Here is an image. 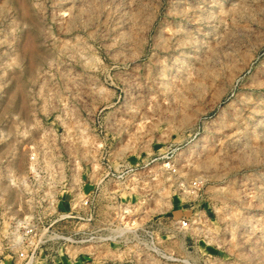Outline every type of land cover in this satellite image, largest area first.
Listing matches in <instances>:
<instances>
[{
    "label": "rangeland",
    "instance_id": "374dc122",
    "mask_svg": "<svg viewBox=\"0 0 264 264\" xmlns=\"http://www.w3.org/2000/svg\"><path fill=\"white\" fill-rule=\"evenodd\" d=\"M0 264H264V0H0Z\"/></svg>",
    "mask_w": 264,
    "mask_h": 264
}]
</instances>
